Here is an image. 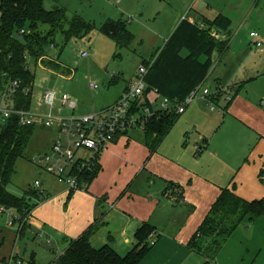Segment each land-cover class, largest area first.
Returning <instances> with one entry per match:
<instances>
[{
    "label": "crops",
    "instance_id": "crops-1",
    "mask_svg": "<svg viewBox=\"0 0 264 264\" xmlns=\"http://www.w3.org/2000/svg\"><path fill=\"white\" fill-rule=\"evenodd\" d=\"M197 13L188 16L189 19L199 20L202 15ZM203 16L214 19L204 13ZM184 17L178 16L170 36ZM232 34L231 28L226 51L215 54L214 65L204 83L197 88L193 103L180 115L156 150L146 145L144 127L138 124L99 152L96 159L100 170L91 181H83L77 190L69 189L39 166L33 181H23L18 192L8 187L10 193L23 197L32 192L34 181L38 179L42 181L45 194L43 198L28 199L33 208L24 229L22 222L16 219V209L4 207V211L0 210V260L12 256L17 259L22 239L30 233L31 236L39 233L49 245L46 263L54 264L73 240L99 222V229L91 235L92 245L100 248L109 244L121 255L135 247L136 232L143 225L148 223L154 227L157 242L139 264H264V216L254 219L248 216L214 259L207 254L206 241L204 253L189 246L223 190L234 187L237 194L247 200L264 198V99L259 102L245 86V80L255 74L250 64L246 67L245 61L261 66L264 59L248 47L237 54L239 57L235 56L242 61L239 73L232 74L231 64L226 65L225 71L217 73V64L228 56ZM170 36L157 47L153 45L152 56L161 51ZM260 36L263 46L255 47L261 48L264 55V35ZM222 37V40L226 38L225 35ZM215 73L218 75H215L212 90L207 82ZM114 76L112 80L117 78ZM240 82L243 84L239 85ZM219 86L229 88L228 94L235 97H215L212 93ZM205 89L211 93L205 94ZM62 93L77 100L69 91ZM148 98L156 100L157 97L150 92ZM8 101L7 104H12ZM55 110L59 115L65 110L69 113L65 116L78 115L67 108L59 110L56 107ZM38 130L50 135V149L55 130L36 127L34 134ZM53 246L55 250H51Z\"/></svg>",
    "mask_w": 264,
    "mask_h": 264
},
{
    "label": "trees",
    "instance_id": "trees-1",
    "mask_svg": "<svg viewBox=\"0 0 264 264\" xmlns=\"http://www.w3.org/2000/svg\"><path fill=\"white\" fill-rule=\"evenodd\" d=\"M58 4L60 0H0V96L11 88L14 81H19V88L13 94L12 103L16 108L30 109L35 76L30 70L28 58L37 62L46 55L48 48H55L57 35L66 37V43L73 37H82L89 33L92 26L82 17H69L65 8L56 6L48 10L46 2ZM123 21H109L103 30L110 35L118 47H129L134 35ZM232 20L219 14L213 20L200 16L191 21L182 19L165 46L150 60L143 63L149 66L145 96L133 108V112L143 114L149 106L152 114L144 123L146 145L156 150L170 132L181 114L175 110H155L149 103L148 94L158 90L162 96L185 100L206 80L214 65L215 54L226 51L231 35ZM225 35L217 38L211 30ZM63 46V48H64ZM59 67L57 62L51 63ZM36 130V126H22L16 116L6 122L0 121V207L14 208L18 214L32 210L29 198L36 197V192L26 193L23 197L8 191V185L16 174L17 160L25 155V150ZM96 160L93 167L80 175L89 182L100 170ZM212 210L204 219L189 246L214 259L233 232L244 220L264 216V198L247 200L237 194L235 188L223 190ZM27 224H24L26 228ZM100 223L91 225L83 235L73 240L69 247L58 256L54 264H139L153 245L150 238L155 231L150 224L143 225L136 232L137 243L126 255H121L111 245L96 248L91 243V235L98 230ZM36 264L34 255L31 263Z\"/></svg>",
    "mask_w": 264,
    "mask_h": 264
},
{
    "label": "rangeland",
    "instance_id": "rangeland-1",
    "mask_svg": "<svg viewBox=\"0 0 264 264\" xmlns=\"http://www.w3.org/2000/svg\"><path fill=\"white\" fill-rule=\"evenodd\" d=\"M45 5L48 10L56 6L63 7L69 17L78 15L92 28L85 36L71 38L65 46L66 37L58 34L57 46L48 48L43 58L38 62L36 59L28 58L29 68L35 76L31 105L34 113L48 112L45 106L38 108L41 98L39 94L45 88L55 89L60 94L69 91L75 99L77 98L76 101H79V106L75 110L78 115L89 114V111L95 113L109 106L121 95L126 84L135 77L139 66L152 56L153 45L157 47L170 36V29L178 16L193 17L196 11L197 14L203 16L204 13L209 18L223 14L232 20L231 48L227 58L217 64L219 65L217 73L225 71L227 64H231L232 74L239 73L242 61L235 56L248 47L264 59L261 48L256 49L250 35L253 31L264 35V0H60L58 4L48 1ZM109 21H123L127 24L126 27L134 35L129 47H118L116 41L103 30ZM211 32L217 38H223V34L217 30L212 29ZM84 51L90 53L88 57L81 56ZM53 62H57L59 67H53L51 65ZM245 63L246 67L250 64L255 71L254 77L245 80V86L248 90L251 89L250 93L256 95L261 102L264 99V64L258 66V63L248 61ZM217 73L207 82L209 89L213 90ZM71 74L74 77L68 78L67 76ZM111 74L117 78L112 80ZM253 78L255 80L251 81ZM92 82L97 83L99 87L93 89ZM230 96L235 97L232 94ZM60 106L61 103L58 101L56 107ZM54 113L59 114L57 110H54ZM62 114L69 113L65 110ZM50 145L49 134L41 130L33 134L25 155L17 160L18 173L8 185L10 189L18 192V187L23 181L24 183L33 181V174L38 169L33 158L48 152ZM22 242L17 259L23 260L24 264H30V255H34L36 264H47L46 249L49 245L39 233L33 236L30 233ZM51 250H55L54 246ZM12 264L20 263L14 261Z\"/></svg>",
    "mask_w": 264,
    "mask_h": 264
},
{
    "label": "built area",
    "instance_id": "built-area-1",
    "mask_svg": "<svg viewBox=\"0 0 264 264\" xmlns=\"http://www.w3.org/2000/svg\"><path fill=\"white\" fill-rule=\"evenodd\" d=\"M251 37L258 47L263 46V39L256 31L251 32ZM90 53L84 51L81 56L88 57ZM149 66L144 63L139 66L138 72L129 87L122 93L117 101L100 112L83 115H59L55 114L56 103L59 99L61 106L59 110L67 108L74 111L77 101L68 93H59L55 89L45 88L41 91L40 105L49 109L47 113H34L30 109L16 108L15 105L7 104V100H12L16 89L19 88V81H14L8 91L0 96V121L6 122L10 117L16 116L22 126L45 127L55 130V136L51 148L33 158L34 164L43 171L55 176L59 182L67 185L71 190L80 187V175L84 171L91 169L97 160L99 152L107 145L114 142L120 134L127 132L135 125L144 127L148 116L152 114V109L148 106L144 108L141 115L133 112V108L145 96L147 89L146 75ZM111 77H115L113 74ZM91 87L97 89L99 85L92 82ZM229 88L220 86L213 91L215 97L225 96ZM156 100L149 99V103L155 110H175L178 114H183L186 108L198 94V90L191 92L183 101L170 99L162 96L158 90H152ZM205 94L211 93L209 89L204 90ZM149 95V94H148ZM145 121V122H144ZM36 192V197H44V187L41 180H35L32 188ZM4 211V207H0ZM32 210L23 215L17 214L16 219L24 225L28 222ZM155 231L150 238V244L157 242ZM14 261L22 264V261L10 257L7 260H0V264H12Z\"/></svg>",
    "mask_w": 264,
    "mask_h": 264
},
{
    "label": "water",
    "instance_id": "water-1",
    "mask_svg": "<svg viewBox=\"0 0 264 264\" xmlns=\"http://www.w3.org/2000/svg\"><path fill=\"white\" fill-rule=\"evenodd\" d=\"M214 57L217 58L216 55Z\"/></svg>",
    "mask_w": 264,
    "mask_h": 264
}]
</instances>
